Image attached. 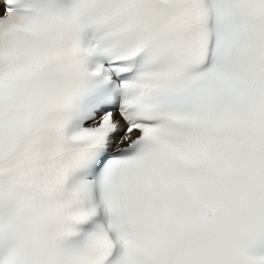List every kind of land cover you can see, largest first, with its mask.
Masks as SVG:
<instances>
[{"label":"snow or ice","instance_id":"obj_1","mask_svg":"<svg viewBox=\"0 0 264 264\" xmlns=\"http://www.w3.org/2000/svg\"><path fill=\"white\" fill-rule=\"evenodd\" d=\"M0 264H264V0H0Z\"/></svg>","mask_w":264,"mask_h":264}]
</instances>
